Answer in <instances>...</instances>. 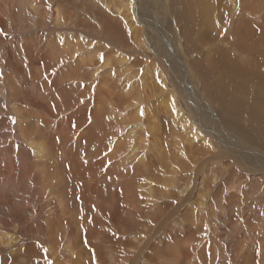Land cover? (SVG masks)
I'll return each mask as SVG.
<instances>
[{
  "label": "bare ground",
  "instance_id": "bare-ground-1",
  "mask_svg": "<svg viewBox=\"0 0 264 264\" xmlns=\"http://www.w3.org/2000/svg\"><path fill=\"white\" fill-rule=\"evenodd\" d=\"M135 1L137 5L128 8L131 12L138 9L137 15L128 14L129 18L115 13L118 20L130 28L129 34L135 49L120 48L116 38L111 41L103 32L97 31L86 33L89 38L76 37L78 41L85 40V43L80 41L81 45H87L85 50L81 46L78 48V45L74 49L68 44L45 46L44 42L37 46L24 45L25 52L21 49L14 52L9 49L11 46L1 50L5 64L3 68L6 74L10 73L15 78L20 88L15 95L10 89L11 85L7 87L5 104L7 109L12 104L10 110L16 105L13 112L17 132L10 137V143L12 148L14 143L19 145L21 151L15 154L23 161L21 168L17 165L10 167L2 193L6 194L7 185L13 184L9 181L18 178L15 184L19 187L18 193L31 189L35 193H31L35 195L34 199H39L40 209L25 227V224L19 223L20 211L18 216L12 215L8 221L0 219V264H28L35 254H40L46 261L50 258L51 264H72V249L68 245L75 234L74 224L80 228L87 223L100 225L99 232L90 230L91 236L94 233V241L110 245L106 254L115 257V264H183V259H186V264H198L195 261L203 255L196 253L199 247V244L196 246L197 242L213 239L219 230L212 228L207 231V225L213 221V214L224 215L225 220L241 224L242 219L233 218L237 204L231 201L232 198L249 200L246 206L251 210L253 206L263 204L264 175L258 176L264 173V156L261 160L259 157L249 160L252 161V169H247L250 170L247 175L243 174L240 170L248 168L243 161L245 156L241 154L244 149L240 151L236 145H230L229 141L235 140L229 133L242 138L247 145L254 147L259 142L264 147V12H256L261 6L264 9V0H222L223 7L217 0H206L207 6H204L205 0H200L195 6L198 12L193 15L190 9L196 3L195 0H165L162 6L167 10L165 14L179 11L178 18L173 22L178 30L179 49L168 39L161 17L152 14L159 9L157 2L152 3L147 19L139 11L141 1ZM245 1L248 4L246 6L243 3ZM200 2L203 3L202 11H199L202 6ZM104 5L106 12L112 13L109 4ZM223 13L227 18L220 22L218 19ZM204 18L211 22L208 33L199 26V23L203 24ZM107 21L109 29L122 34L121 29L114 28L115 22ZM141 25L146 26V30L143 31ZM231 31L233 37L231 34L232 38L228 39ZM249 32H252L250 37ZM212 33H215L212 39L204 43L206 34L209 36ZM181 36L190 49L187 57L191 64L186 62V65H182L169 59L170 54L177 57L172 53L177 49L178 56L185 60L186 45ZM58 37L60 41L63 38ZM63 39L69 41L70 36ZM201 45H212V53L204 60L194 53L202 50ZM139 46L145 49L137 50ZM37 53H41L42 58L35 55ZM129 54L135 57V61L122 69L126 80L122 79V82L121 78L106 72L109 69H112L110 72L118 70L116 66L122 64L124 57ZM18 55L23 56L18 59L21 58L26 68L21 67V62V66L19 63L17 68L13 67V58ZM145 56H148L144 58L147 62L153 60L154 64L145 63ZM114 59L118 63L116 66L112 62ZM41 60L45 62L42 65L43 72L39 71L41 68H36ZM138 61L149 76H139L138 69H134ZM192 70L199 72L202 78L196 79L199 74H193ZM159 76L160 81L157 79ZM85 86L88 93L81 89ZM166 90L169 93L167 97L164 94ZM14 98L19 102L15 104ZM17 105L27 107L24 108L26 115L32 117L34 122L24 124L23 114ZM57 106L59 110L55 109ZM212 111L223 118L217 115L215 117L218 119L212 117ZM236 114L241 116L237 117ZM157 115L164 118L163 123L156 119ZM12 117L9 116L10 119ZM169 119H172L168 123L170 131L176 138H172L166 130L165 122ZM8 137L0 139L3 151L9 150L4 146ZM213 137L223 145L225 155L218 156V148L211 141ZM47 138L50 139L48 143L45 142ZM58 139L64 144L58 147L61 157L55 145ZM142 144L155 147L150 145V149L141 152L144 149ZM248 150L251 154L254 151L251 148ZM11 157L14 159L16 155L11 153ZM227 157L232 161H227ZM66 162L69 163L68 174L57 175ZM0 176H5V172L0 171ZM154 176L159 179H151ZM69 180L79 188L80 199L84 203L83 211L79 210L80 217L68 210L69 205L60 194L64 183ZM104 180L116 185L112 197L115 198L114 214L105 217L98 197L100 183ZM255 187L262 189L254 190ZM67 189V195L71 196V188ZM212 192L215 195L222 193V203L213 197ZM4 196H0L2 203L10 200H5ZM193 196L196 197L194 200ZM20 207H23L21 203ZM55 211L60 216L50 219V214ZM182 212H186L185 216H189V219H184ZM188 221L197 225L194 227L196 232L192 228L194 231L190 229L189 234L180 235L179 231ZM164 227L167 231L160 235ZM246 228L244 236L247 239L240 228H233L234 235L242 241L248 240L250 228L245 231ZM250 230L253 231V228ZM201 234L203 238L199 239ZM34 236L38 240L33 239ZM108 237L112 240L115 238V241ZM221 238L225 242L222 235ZM26 240L34 243L28 242L25 247H21ZM241 250L239 255L243 253ZM253 251L250 250L244 260L249 264L252 261L261 264L259 258L256 260L258 256L254 258ZM161 259L163 262L167 260L163 263ZM41 264H45L44 260Z\"/></svg>",
  "mask_w": 264,
  "mask_h": 264
},
{
  "label": "rangeland",
  "instance_id": "rangeland-1",
  "mask_svg": "<svg viewBox=\"0 0 264 264\" xmlns=\"http://www.w3.org/2000/svg\"><path fill=\"white\" fill-rule=\"evenodd\" d=\"M104 1H107V2H104ZM140 1H141V4H140L141 9H139V11H140L141 15L143 17H146L147 19L150 16L151 11L149 12V14H148V11H149L150 7L152 6V3L154 4V2H157L159 9L156 11H153L152 14H156L159 17H161V20L164 23V29L166 31V35H167L168 39L177 48L176 32L178 30L175 29L173 22H174V19L178 18L177 14L179 13V11H176V14H170L171 16L169 14H165V12L167 10L162 8V6L165 3V0H148L147 3H145V0H140ZM168 1L171 2L174 0H168ZM199 1L200 0H195L196 3H194V5L192 3L193 6L190 9L192 12V15L196 14L198 12L196 7H197V3ZM223 1H225V0H223ZM223 1L217 0V3L223 7L224 6ZM100 2H102V3H100ZM133 3H135V4H133ZM201 3L202 2H200V6H201ZM243 3L245 4V6L248 5V4H246L247 3L246 1ZM102 4H107V5L109 4L108 7L112 10V13H109V12L107 13L106 12L107 11L106 5L102 6ZM130 5L135 7L137 5L136 1L135 0H0V16L2 15L4 17V18L2 16L0 17L2 20L0 22V26L4 29V30L2 28L0 29V58H1L0 59V85H1L0 86L1 87L0 88V139L8 137L10 135L7 138V140H5V143H4L5 144L4 146L9 150L3 151L0 147V171L5 172V176H0V179H1L0 180V190H1L0 196L5 195L4 196L5 200H7L6 198L10 199L7 202L3 201L4 204L2 202H0V219L2 218L3 220L8 221L14 215L18 216V213H19L18 211H20L21 213H19V214H21L20 215L21 217H19V218L22 221L19 220V223L25 224L24 225V227H25L27 224L32 222L31 219L34 217V215H36V212L38 211V209H40L39 208L40 203H38L39 199H38V197H36L34 199L35 195L32 196L31 193L32 194H35V193L31 192V189H26L27 191L22 192L21 194L18 193L19 187H17V185H15L19 181L18 178H15L14 181H9L10 183H13V184H11V186L7 185L6 190L9 194L7 192H6V194L2 193V186L5 182H7L6 178L8 176V172H9L10 167L11 166L16 167V165H17L19 168H21V166H22L21 164L23 163V161L20 160L17 156V154L19 153L18 150L21 151L19 145L17 143H14L13 145L15 147L13 146V148H12V145L10 143V140H11L10 137H13L14 133L17 132L16 131L17 130V122H16V119L14 116L15 113L13 112L16 109V105L13 106V109L10 110L12 104H10V106H8L9 109H7V105L5 104V99L7 97V95L5 96V91L7 90V87H10V85H11L10 89L13 92H15V95H16V92H18L20 90V88L16 84V82L14 80L15 78L14 77L12 78L10 73H7L8 74L7 75L5 72V69L3 68L5 66V64L3 63V59H2L3 56L1 55L3 53L2 51H4V49L7 46H8V48L11 46L9 49L14 50V52H19L20 49L22 50V52H25V49L23 48L24 45L25 46H37L38 43L42 44L43 42H44L43 44L45 46H46V44H47V46H49L51 44V47L57 46L58 44H68L69 47H71L72 49H74V47H76V45H78V48H79V46H81L82 50H85V47L87 45H81L80 44V41H81V43L82 42L85 43V40L80 39V41H78V38H76V37L89 38V36H87L86 33L89 34V33L97 32V31L103 32L104 33L103 35L107 36L108 39H110L111 41L115 40V38H116V40H118V42H119L118 46L120 48L124 47V48H127V50L128 49H135V47H133V42L131 41L132 36L129 34L130 28L125 23L118 20V18L115 16L116 15L115 13H120V15L124 14V15L128 16L129 18H130V16L128 14L137 15L138 9L135 8V9H133L134 11L131 12L130 9L128 8V6H130ZM204 6H207L206 0L204 2ZM145 9H147V10H145ZM202 10H203V3H202V6L200 7L199 11H202ZM222 11H223V9H222ZM252 12H254L253 9H252ZM256 12H264V9L261 6V9L257 10ZM8 15L11 17H9ZM12 16H13V19L11 20L10 18H12ZM226 18H227L226 14L221 15V18L218 19V21H220V22H222L223 20L225 21ZM107 20H111V22H115L117 25L115 23H113V25L115 24L114 28L119 29V30L121 29L123 31L122 34L121 33L117 34L116 32H113L112 28L109 29V26H108L109 22ZM137 21H138V17H137ZM147 22H148V20H147ZM202 22H203V24L199 23V26L203 27V30L207 31V33L210 32V23L211 22L209 23L206 18H204L202 20ZM4 23H7V25ZM63 26L70 27V28H65ZM58 27H63V29H58ZM71 27H73V29ZM140 27L143 29V31L146 30V26L141 25ZM179 32H180V34H182V32L180 30H179ZM195 32L198 35L202 36L198 32V30L195 29ZM252 32L256 33V31H252ZM252 32H249V34H250L249 37L251 36ZM152 34L155 35L154 33H152ZM214 34L215 33H212L209 36L206 34L207 39L204 43L209 42L212 39V36ZM231 34L233 37V31H231V33L228 34V39L232 38V37L230 38ZM257 34H258V32H257ZM58 36L63 37V38L70 36V39H69V41H67V40H64L63 38H61V41H60ZM26 37H27V39H25ZM181 38H182V42L185 43L184 37L181 36ZM41 39H43V40H41ZM49 39H50V41H49ZM45 41H47V42H45ZM121 42H123L122 45H121ZM213 44H214V42L212 43V45ZM185 45H186V52H184V54L186 56H183L185 58V60L183 58H180V56H178L179 53H178L177 49H179V48H177L174 52H172L177 57H173L170 54L169 59L170 60L174 59L182 65H186L187 63L191 64V61L189 62V59L187 57V55H190V52H189L190 49L187 47L186 43H185ZM212 45H201L200 48L202 50H196V52H194V53L202 60H204L205 58L207 59V56L210 55L213 51ZM147 47H148V44H147ZM138 49L143 50L145 48L139 46L137 48V50ZM181 49L184 50L183 47ZM165 50H168L167 47H165ZM38 51H40V50H38ZM144 52H148V55L150 54L149 51L145 50ZM35 55H38L40 58H42L41 53H37ZM196 55H195V57H196ZM18 57H23V56L18 55V56H15V59L13 58V63L15 62L13 64V67L17 68L18 67L17 65L21 62L23 66H21V63H20V66L23 69L26 68L25 64L21 61V58L18 59ZM147 57L148 56L143 57V61L145 60L144 61L145 63H149V64L153 65L154 64L153 60L150 62H147L146 61L147 59H144ZM115 59L112 61L113 63H115ZM127 59H129V60H127ZM186 60H188V61H186ZM59 61H60V59H59ZM134 61H135V57L132 54H129L127 57H124V59H123V63H125L124 66H123V63L120 65H117L118 63H115V66L117 65L116 68H118V70L113 69V71L115 70L114 71L115 73L113 71L110 72L112 69H109L106 72L111 73V75L115 76V78L116 77L121 78V81H122V79L126 80V77H125L122 69L124 67H128ZM44 63L45 62L41 60L39 62V65L36 66L37 69L41 68V70H39L41 72L44 71L42 68V65ZM145 68H147V67H145ZM134 69H138V73H140L139 76H149L145 73L146 69H144V66L143 67L141 66L139 61H138V64L134 67ZM194 70H192L193 74L194 73L199 74V72H196ZM98 75H100V74H98ZM196 77H197L196 79L202 78V75L199 74ZM138 78H140V77H138ZM26 79L27 78H25V80ZM86 79H88V77ZM157 79L160 81V76L157 77ZM27 80H29V78ZM5 81H7V84L5 83ZM8 82H9V84H8ZM4 83H5V85H4ZM155 83L157 84V82H155ZM14 85L16 86V88ZM157 87H161V85H157ZM81 89L83 92H87V86H85ZM88 90L92 93L90 88ZM23 92H26V90H23ZM46 92H47V89H46ZM198 93H200V92H198ZM164 94L166 97H167V95H169L167 90L164 91ZM13 102L16 104L19 101L18 100L15 101V98H14ZM17 108L23 114L24 121H25L24 124L25 123L27 124L29 122H34V119H32V117H28L26 115L27 111L24 108L28 109L27 107L22 106V105H17ZM55 109L59 110L60 107L57 106V107H55ZM32 113H36V112L33 111ZM11 114H13V117L11 116ZM212 114H213L212 117H215L217 115L220 118H223L222 115L217 114L216 111H212ZM240 114H242V116L244 115V113H240ZM240 114H236L237 117H240L241 116ZM9 116L12 118L10 119ZM188 116H189V114H188ZM237 117H234V119ZM156 119H158L160 123H163V121H164V118L161 115H157ZM216 119H218V118H216ZM171 121H172V119H169L165 122L166 130L172 138H176V136L170 131V126L168 125V123H170ZM14 124L16 125V127L14 126ZM246 127H248L247 124H246ZM166 130L164 129L165 133H166ZM243 130H245V129H243ZM245 132H247V131H245ZM248 133H250V132H248ZM220 134L222 136L221 139H223L224 134L222 133V131L220 132ZM229 136L235 140V142L230 140L229 141L230 145H234V146L236 145L238 147V149H240V151H241V149H244V151L241 154H242V156H245V159L243 158V161L245 162V164L248 168H246V169L244 168L243 170L241 169L240 171H242L243 174L247 175L249 173L248 171H250L252 169V161H249V160L254 159V158L257 159L258 157H259L258 158L259 160L263 159L262 157L264 156V147L262 148L259 145L260 144L259 142H257V144L253 145L254 147H252L251 145H247V142H245L242 138H239L238 136H234V135L231 136L230 133H229ZM166 138L169 141V136L167 133H166ZM211 139H212L211 141L214 143V145H216V147L218 148V156L219 155H221V156L225 155V153H224L225 150L223 148V145H221L220 142H218L219 140L216 137H213ZM49 141H50V139H48V138L45 140L46 143H48ZM7 144H9V145H7ZM55 145H56V149L58 151L57 153H59L60 154L59 157H61V152L58 150V147L60 145H64V144L60 141V139H58V141ZM142 145H143L144 149L141 152H144L145 150L150 149L151 144H148V145L142 144ZM151 146L155 147V145H151ZM21 148H22V144H21ZM250 148L254 150L252 154L250 153V150H248ZM257 148H259V149H257ZM11 153L14 156L16 155V158L12 159ZM15 153H17V154H15ZM227 161H232V160L227 157ZM234 165H236V164H234ZM68 166H69V163L66 162L65 166H62L60 168L61 171H59L57 175H59V174L67 175L68 174L67 173L68 172L67 171ZM247 169H250V170L247 171ZM262 175H264V173L259 174L258 177H261ZM151 179H159V178L154 176ZM223 180H225V179H223ZM103 182L100 183L98 197H99L101 205L103 206V209H104L103 217H105L106 215L114 214L115 198H112V197H113V195H115L116 185L114 184L115 185L114 186L111 184L110 181H106V180H104ZM112 183H113V181H112ZM68 187H70L72 190L71 196L67 195V192H68L67 188ZM260 189H262V188H260V187L254 188V190H260ZM263 191H264V188H263ZM189 193H191V192H189ZM213 193L214 192H212L213 197L214 198L217 197L219 203H222V201L224 200L222 198V193L220 192L221 195H215V193L214 194ZM60 194H61V196L65 197V202L68 203V205H69V206H67L68 210L74 211L73 213L77 214L80 217V215H81L80 211L81 210L83 211L84 203H82L83 201L80 199L79 188L72 181L69 180V181H66L64 183L63 187L60 190ZM9 195L11 197H8ZM254 196H256V195H254ZM68 197L71 199L70 201H69ZM0 198L2 199V197H0ZM195 198L196 197L193 196L192 199L194 200ZM258 198H260V197H258ZM262 198H264V196ZM76 199H77V201H76ZM231 201H233V203L237 204V208H236L237 212L234 210L235 212H234L233 218L234 219L240 218V219H242V221H240V223L241 222H243V223H241V224L236 223L235 224L234 222L232 223V221H234V220H225L224 215L221 216V215H215L212 213L213 214V216H212L213 221H211L212 224L209 223V225H207V231L208 232L211 231L212 228H214L215 231H217L218 229L219 230L216 232L217 235L213 236L214 237L213 239L212 238H210V239L206 238L202 241V243L197 242L196 246L199 244V247H198V250L196 253H198V254L202 253L203 256L198 257L197 259L199 261L197 260L198 262L195 261V263L207 264V262H208V264H215V263H217V264H249V262L246 263V261L244 260L245 259L244 257H246V255L250 252V250L251 251L254 250L255 251V252L253 251L254 258H256L258 256L256 258V260H258V258H259L260 263L264 264V250H263L264 246L260 247V245H262V244L264 245V230H263L264 229V202L262 205L260 204L259 206L258 205L255 207L253 206V210H251V209H248V206H246V204H249V200H246V199L239 200L237 198H232ZM11 202L15 208L13 207ZM20 203H21V205H23L24 208L20 207ZM28 205H29V207H28ZM72 205H74V206H72ZM219 205L221 206L222 204H219ZM32 206H34V207H32ZM261 206H263V207H261ZM193 208H194V206H192V209ZM65 212L67 213V211H65ZM84 213H83V215H84ZM148 213H150V212H148ZM185 213L186 212H182L181 215L183 216V218L185 217L184 219H189V216H188V218H186ZM32 215H33V217H32ZM58 215L60 216V214L56 213V211H55V213L50 214V219L51 218L58 219V217H57ZM38 217L40 218V216H38ZM28 219L30 221L26 222V220H28ZM99 219H102V217H99ZM225 221L228 223H225ZM191 223L192 222L189 223V221L185 222L184 224H185L186 228L185 227H184L185 229L182 228L179 231V234L185 235V234H189L191 230H193V229L195 230L197 225L191 224ZM61 224H64V222H62ZM189 225H191V227ZM93 226L95 228H93ZM236 226H238V227H236ZM76 227H77V225L74 224L75 234H73V238L68 245V247H70L72 249L71 252L69 251L71 253V256H72L71 257V261H72L71 263L72 264H115V257L112 258L108 254H106L107 253L106 249H107V247H110V245L105 244V242L97 243L96 241H94V238H93V236L95 235L94 233L100 231L99 230V227H100L99 224H98V226H95L94 223H92L90 225L87 223L83 227H80V228H79V226L77 228ZM85 227H86V229H85ZM216 227H218V228L216 229ZM251 227L253 228V231L250 230ZM88 228H90V229H88ZM164 228H163V232L160 235H162L163 233H165L167 231L166 227H164ZM233 228H236V229L240 228L241 231H243L242 232L243 236L245 235L244 229L246 228L245 231H247L250 228L248 230L249 231L248 232L249 233V239L246 241L243 240L245 243L242 241L241 238L238 239V237L234 235L235 232L233 231ZM92 229H95L93 236H91V231H90ZM221 230L223 232H221ZM228 231L230 234L228 233ZM195 232H196V230H195ZM34 234L36 235V232H33V235ZM221 235H222L223 239L225 240V242H223ZM244 237L246 238V236H244ZM32 238L35 240H38L37 236H34ZM202 238H203V235L201 234L199 236V239H202ZM29 239H31V237H29ZM108 239H111V237H108ZM230 240H231V242H230ZM262 240H263V242H262ZM111 241H115V238H114V240L111 239ZM28 242L34 243L32 240H26V242L24 244H22L21 247H25ZM240 242H242V243H240ZM178 243H180V242H178ZM234 243H235V245H234ZM96 245H99V247H94ZM181 245H183V244H181ZM214 245H215V247H214ZM208 246H210L211 249H209ZM253 246H254V248H252ZM241 249L243 250V253L239 255ZM0 250H1V247H0ZM237 250H239V251H237ZM235 254H236V257L238 255L239 256L236 258ZM34 256H35V258L33 259L34 261L32 259H30L28 261V264H41L42 260H44L45 264H51L50 258H49V261H46L44 259V257H42L40 254H37V255L35 254ZM5 257L6 256H4L3 258H5ZM206 257H208L209 259H205ZM162 258H165V257L163 256ZM202 258L204 261L200 260ZM0 259H2V258H0ZM66 260L68 261V258ZM161 260L163 262V259H161ZM165 260H167V259H164L163 263L166 262ZM205 260H206V262H205ZM69 262L70 261H68V263ZM182 262H183V264H186V259H183V261H181V263ZM59 263H61V260H59ZM14 264H22V263L16 262ZM250 264H256V263L254 261H252V263H250Z\"/></svg>",
  "mask_w": 264,
  "mask_h": 264
}]
</instances>
